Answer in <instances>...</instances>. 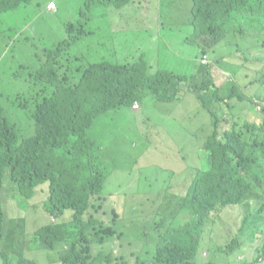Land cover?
Returning <instances> with one entry per match:
<instances>
[{
    "label": "trees",
    "instance_id": "obj_1",
    "mask_svg": "<svg viewBox=\"0 0 264 264\" xmlns=\"http://www.w3.org/2000/svg\"><path fill=\"white\" fill-rule=\"evenodd\" d=\"M97 1L117 8L126 4V0ZM29 2L0 0V13ZM192 6L189 24L201 52L190 78L174 72L150 74L142 60L133 64L100 60L90 62L77 83L67 84V76L60 77L53 67L58 54L51 51L52 57L32 74L39 81L47 79L52 91L35 103L31 133L20 136L0 107V243L5 219L1 190L7 169L10 185L23 205L41 203L53 217L34 231L32 241L43 249H53L57 242L69 244L59 259L61 264H128V255L114 253L115 243L131 246L127 243L131 231L151 226L163 200L153 202L136 191L129 192L127 187L133 183L123 180L117 184L121 192L115 194L124 196L121 209L109 207L111 195L101 191L108 172L99 144L88 136V130L97 116L131 106L141 97L150 95L159 102H172L180 87L187 84L186 90L194 94L211 119V129L200 146L205 162L191 169L187 191L179 198L189 218L168 224L146 264H223L199 256L200 236L214 211L229 205L245 209L229 244L237 242L236 255L256 253L255 264L259 258L264 260V227L260 223L264 224V0H192ZM41 12L48 13L44 7ZM239 20L246 21L242 31L250 37L246 42L249 51L243 56L233 53L230 41L231 33L237 31L230 23ZM65 29L68 34L63 42L68 49L75 41L70 40L72 25ZM231 61L235 62L233 70L229 69ZM213 66L228 76H222L217 68L213 74ZM239 70L250 76L243 85ZM12 103L21 106L20 95H15ZM93 194L106 199L98 198L94 210L89 211ZM245 199L249 200L247 206ZM254 206L260 207L253 211ZM66 210L72 211L69 220L57 221ZM98 210L103 221L96 217ZM214 217L221 223L227 220L217 212ZM246 231L250 234L248 248L240 250L243 243L239 234ZM92 242L98 244L94 257ZM132 249L130 256L137 259L133 264H145L139 263ZM226 249L221 243L217 253ZM0 257L2 264H37L4 251Z\"/></svg>",
    "mask_w": 264,
    "mask_h": 264
},
{
    "label": "rangeland",
    "instance_id": "obj_2",
    "mask_svg": "<svg viewBox=\"0 0 264 264\" xmlns=\"http://www.w3.org/2000/svg\"><path fill=\"white\" fill-rule=\"evenodd\" d=\"M43 1L31 0L12 11L0 13V107L6 118L16 125L20 136L31 133L33 107L52 91L47 79L39 81L32 76L52 57L51 51L58 54V62L53 63V67L60 77L67 76V84L77 83L92 61L133 64L142 60L150 74L174 72L188 78L199 62L201 51L189 24L192 0H126L121 8L97 0H56L58 6L52 14L41 12ZM70 24V40L75 42L68 43L66 49L63 40L68 34L65 28ZM245 24L246 21L241 20L230 23L231 28L237 30L230 35L233 49L236 44L242 47L250 39L242 31ZM233 53L243 56V47ZM231 63L229 69L233 70L235 62ZM216 68L212 67L213 74ZM217 72L224 76L221 71ZM237 75L241 85L250 78L242 70ZM187 86L180 87L177 99L172 102H159L149 95L139 99V109L124 106L109 110L97 116L88 130V136L99 144L105 172H108L101 191L111 195L109 207L117 205L121 209L124 196L115 194L121 192L117 184H122L123 180L132 181L133 185L127 187L129 192L136 191L153 202L163 200L153 224L133 229L129 234L127 243L135 249L139 263H147L159 234L169 223L176 225L189 218L179 198L187 191L191 169L205 162L200 146L211 129V119L194 94L186 90ZM15 95H20L21 106L12 103ZM188 120L191 121L187 123ZM2 184L5 219L0 252L12 257L22 256L37 264H61L59 259L66 253L68 243L57 242L53 249H43L32 241L34 231L53 220L52 216L41 203L23 205L22 198L10 185L7 169ZM104 197L93 196L89 211L94 210L98 198ZM106 204L107 201L103 208ZM243 204L247 206L249 200L245 199ZM259 207L254 206L253 211ZM244 210L239 205H229L214 211L200 236L199 256L203 260L255 264L256 253L236 255L237 242L229 244V239L231 241L239 229ZM215 212L224 214L227 220L221 223L214 217ZM71 213L66 210L57 221H68ZM96 217L103 221L100 210ZM162 219L164 225L159 226ZM249 238L248 231L239 234L243 243L240 250L248 248ZM253 241L258 244L257 238ZM221 243H225L227 249L219 254L217 249ZM97 245L91 243L93 257ZM131 246L117 242L114 253H125L128 264H133L137 259L130 256ZM256 264H264V260L259 258Z\"/></svg>",
    "mask_w": 264,
    "mask_h": 264
},
{
    "label": "clouds",
    "instance_id": "obj_3",
    "mask_svg": "<svg viewBox=\"0 0 264 264\" xmlns=\"http://www.w3.org/2000/svg\"><path fill=\"white\" fill-rule=\"evenodd\" d=\"M49 1H50V0H49ZM49 1H47V2H49ZM54 1H55V3H56V0H54ZM47 2L44 4V9H45V10L47 9V8H46V4H47ZM55 9H56V8H55ZM48 11H49V10H48ZM50 11H54V10H50ZM242 47H243V53H246V52L249 51V46H248L247 43H245ZM242 47L238 44V45L235 46L234 49H232V51H234V52H239L240 49H242ZM135 102L138 103V101H135ZM133 103H134V102H133ZM132 105H133V104H132ZM132 105H131V106H132ZM139 107H140V105H139V103H138V108H139ZM133 109H137V108H133ZM93 196H95V194L91 195L90 198H89V206L92 205V203H91V198H92ZM89 206H88V207H89ZM52 218H53V217H52ZM258 234H260V233H257L256 236H257Z\"/></svg>",
    "mask_w": 264,
    "mask_h": 264
},
{
    "label": "built area",
    "instance_id": "obj_4",
    "mask_svg": "<svg viewBox=\"0 0 264 264\" xmlns=\"http://www.w3.org/2000/svg\"><path fill=\"white\" fill-rule=\"evenodd\" d=\"M46 8L47 10H55L56 8V3L54 0H50L49 2H47L46 4ZM132 108H138V103L137 102H134L133 105H132Z\"/></svg>",
    "mask_w": 264,
    "mask_h": 264
},
{
    "label": "crops",
    "instance_id": "obj_5",
    "mask_svg": "<svg viewBox=\"0 0 264 264\" xmlns=\"http://www.w3.org/2000/svg\"><path fill=\"white\" fill-rule=\"evenodd\" d=\"M47 1H49V0H44L43 1V3L41 4V9L44 7V4L47 2ZM57 6H58V4H57V1H56V8H57ZM46 11L48 12V13H46V14H52V13H54L55 11H56V9L54 10V11H48L47 9H46ZM220 71H221V73H223L226 77L228 76V74L229 73H227L226 71H223V70H221L220 69ZM138 103H139V105H140V102L138 101ZM140 108V107H139ZM139 108H137V109H139Z\"/></svg>",
    "mask_w": 264,
    "mask_h": 264
}]
</instances>
